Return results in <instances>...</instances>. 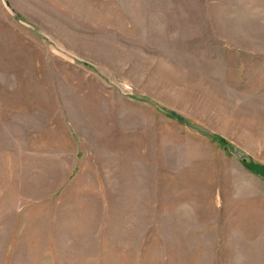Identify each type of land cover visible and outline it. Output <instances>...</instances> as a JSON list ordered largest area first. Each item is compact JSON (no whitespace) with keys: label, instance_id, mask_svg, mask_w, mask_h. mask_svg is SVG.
<instances>
[{"label":"rangeland","instance_id":"374dc122","mask_svg":"<svg viewBox=\"0 0 264 264\" xmlns=\"http://www.w3.org/2000/svg\"><path fill=\"white\" fill-rule=\"evenodd\" d=\"M0 264H264V0H0Z\"/></svg>","mask_w":264,"mask_h":264}]
</instances>
